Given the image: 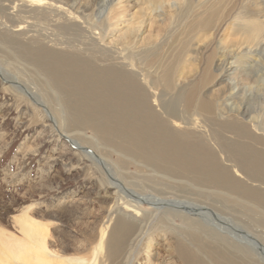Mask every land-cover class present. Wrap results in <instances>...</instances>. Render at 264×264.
I'll return each mask as SVG.
<instances>
[{
	"label": "bare ground",
	"instance_id": "6f19581e",
	"mask_svg": "<svg viewBox=\"0 0 264 264\" xmlns=\"http://www.w3.org/2000/svg\"><path fill=\"white\" fill-rule=\"evenodd\" d=\"M96 1L0 0V75L24 85L0 81V90L9 100L17 97L41 125L34 147L40 150L48 136L54 147L65 144L62 163L75 154L74 163L104 200L100 219L83 223L67 214L79 230L69 235L73 248L69 236L57 234L62 229L49 230L66 217L57 199L46 203L52 212L42 214L45 221L26 214L14 219L11 233L0 231V264H134L141 254L145 264H162L151 261L155 231L168 239L170 264H264L262 114L219 110L153 47L141 53L132 44L106 53L114 24L106 8L121 0H109L108 7L103 0L99 9ZM180 1L170 3L174 15ZM207 1L185 9L196 39L214 38L219 8L238 0ZM239 1L235 34L262 38L257 19H264L258 8L264 0ZM63 139L90 153L68 148ZM29 148L24 160L38 152ZM28 192L31 206L43 203L34 200V189ZM221 205L242 214H227ZM208 207L227 224L212 219ZM68 250L72 256L64 255Z\"/></svg>",
	"mask_w": 264,
	"mask_h": 264
},
{
	"label": "rangeland",
	"instance_id": "374dc122",
	"mask_svg": "<svg viewBox=\"0 0 264 264\" xmlns=\"http://www.w3.org/2000/svg\"><path fill=\"white\" fill-rule=\"evenodd\" d=\"M187 1H182L181 9L179 7L177 9L179 14L174 15L173 11L176 8L171 7L172 0H121L120 5L112 4V6H109V0H106V7L109 6L106 8V13L110 12L113 17L112 22H114L110 26L113 34L111 33L112 35L106 39V53L130 48L132 44L135 46L134 50L141 53L153 47L158 55L168 58L171 66L184 71L188 77V83L191 86H196L197 91L202 90L207 99L218 104L219 110L224 108L223 111L230 114L231 111L234 112V109H238L246 117L262 114L264 119L263 17L260 16L257 19L260 27L262 25V38L242 39L240 32L236 34L234 32V29L237 28L234 23L237 21V12H239L242 2L238 0L233 4L227 3L219 8L217 20L213 21L212 27L218 29L214 38L200 37L196 39L189 35L191 29L188 22L191 17L187 15L185 9L189 7L191 1H194L192 6H197V9L200 5L197 0ZM246 1L244 0L250 5V2ZM184 2L186 3L184 4ZM210 2L212 0H208L205 6ZM96 3L98 8L103 4V0H97ZM258 6L263 9L264 3L258 2ZM218 63L220 65L217 67L215 64ZM1 77L5 80L4 82ZM214 80H216L215 83ZM0 81L5 84L13 83L14 86L23 89L20 85H23L22 80L7 82L6 78L0 75ZM0 92L2 93H0V215H3L0 219V231L11 233L14 219L24 214L40 221L47 220L48 218L42 214L52 212V210L46 208V203L49 204L55 199H57L55 205L62 207L61 211L66 217L62 222L50 227L49 230L52 231L53 227L62 229L57 233L59 236L63 234L73 236L79 231L74 226L73 220L67 218V214L73 215V217L77 214L83 223L96 217L100 219L104 210V200L99 195L101 189L86 180L79 165L74 163L77 156L69 152V160L63 164L62 162L67 159L62 157L61 152L65 144L61 143L54 147L53 140L49 136L42 139L40 150L35 148L34 145L40 138L37 131L41 125L31 120V112L25 111V107L20 105V100L17 97L13 96L9 100V96L3 95L6 93L2 90ZM229 106H232V110ZM63 140L72 150L76 149L75 151H77L78 149L90 153L89 148L79 147L76 143L75 145L71 144L67 139ZM29 147L33 148L30 151L38 152H28L27 156L32 159L24 160L23 155ZM49 153L53 154L52 160H47ZM95 159L97 160L98 157ZM97 163L100 164L99 161ZM131 170L135 171L134 168ZM29 189L36 191L33 196L34 200L41 197L38 199L39 201L44 200L43 203H34L31 206V199L27 197ZM126 193L131 195L132 192L129 190ZM59 196L62 197L57 198ZM205 201L209 204L217 202L216 199L211 202ZM216 204L219 205V203ZM220 207L224 212H228L227 214H242L235 208L233 212L232 207L228 208L226 205ZM4 208H7L8 211H2ZM206 210H209L207 212L210 217L217 221V210L211 207ZM218 219L221 224H227L224 220ZM173 221L176 224H184L178 219H173ZM154 233L157 239L155 244L150 246V250L156 252V258L151 261L162 264L172 263L173 252L167 251L168 239L159 238L161 233L159 231ZM75 241L71 236L68 237L67 242L72 248ZM47 245L49 248L54 247L52 243ZM72 253L71 250H68L64 252V255L72 256ZM144 258L145 255L141 254V258L133 262H135L134 264H145Z\"/></svg>",
	"mask_w": 264,
	"mask_h": 264
}]
</instances>
